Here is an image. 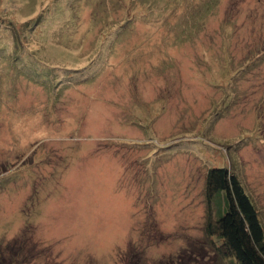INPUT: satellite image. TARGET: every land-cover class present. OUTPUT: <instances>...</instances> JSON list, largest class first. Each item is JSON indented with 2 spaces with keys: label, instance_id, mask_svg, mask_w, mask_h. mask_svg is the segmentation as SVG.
I'll return each mask as SVG.
<instances>
[{
  "label": "rangeland",
  "instance_id": "obj_1",
  "mask_svg": "<svg viewBox=\"0 0 264 264\" xmlns=\"http://www.w3.org/2000/svg\"><path fill=\"white\" fill-rule=\"evenodd\" d=\"M0 51V264H218L212 168L264 229V0H0Z\"/></svg>",
  "mask_w": 264,
  "mask_h": 264
},
{
  "label": "trees",
  "instance_id": "obj_2",
  "mask_svg": "<svg viewBox=\"0 0 264 264\" xmlns=\"http://www.w3.org/2000/svg\"><path fill=\"white\" fill-rule=\"evenodd\" d=\"M260 56L258 53L252 59L256 63L259 62L258 64L251 63L248 66L252 61L247 62L232 78H236L237 74L247 73L251 66L254 67V64L256 68H259L263 59ZM11 62L20 68L19 54L13 55ZM30 70L34 71V69ZM33 77L35 78V75ZM205 190L208 203H211L217 195L222 197L221 200L223 199L220 208L221 217L213 220L210 210L205 226L206 245L213 252L217 263L264 264V229L255 205L246 194L237 176L229 173L225 168L209 169L206 173ZM135 254L123 258L124 264H140L141 256L138 251ZM6 261V258L0 259V263H6ZM176 261L174 264H188L184 258L179 259L178 257Z\"/></svg>",
  "mask_w": 264,
  "mask_h": 264
}]
</instances>
